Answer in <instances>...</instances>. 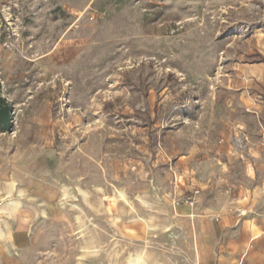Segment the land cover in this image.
I'll list each match as a JSON object with an SVG mask.
<instances>
[{
    "label": "rangeland",
    "instance_id": "1",
    "mask_svg": "<svg viewBox=\"0 0 264 264\" xmlns=\"http://www.w3.org/2000/svg\"><path fill=\"white\" fill-rule=\"evenodd\" d=\"M0 96V264H238L264 222V0H0Z\"/></svg>",
    "mask_w": 264,
    "mask_h": 264
},
{
    "label": "crops",
    "instance_id": "2",
    "mask_svg": "<svg viewBox=\"0 0 264 264\" xmlns=\"http://www.w3.org/2000/svg\"><path fill=\"white\" fill-rule=\"evenodd\" d=\"M223 196H229V191L227 189H223L222 191L217 192L215 195V197L220 198ZM192 210L195 214L197 209L193 206L190 207V210L187 206H182L178 209L180 214H187L188 211L191 212ZM195 216L197 215L195 214ZM221 224L222 229L226 230L225 234L221 233L222 237L227 235L229 238V245L231 244L233 246L234 252L240 253L241 259L238 264H241L253 243L264 244V222L262 221H257L254 229L252 228L251 224L244 220L239 221L237 224H234V222L222 221ZM256 230H259L256 232L259 234L254 233ZM204 237L205 241L207 242L208 234L205 233Z\"/></svg>",
    "mask_w": 264,
    "mask_h": 264
},
{
    "label": "trees",
    "instance_id": "3",
    "mask_svg": "<svg viewBox=\"0 0 264 264\" xmlns=\"http://www.w3.org/2000/svg\"><path fill=\"white\" fill-rule=\"evenodd\" d=\"M9 123V108L0 96V128L5 129Z\"/></svg>",
    "mask_w": 264,
    "mask_h": 264
},
{
    "label": "built area",
    "instance_id": "4",
    "mask_svg": "<svg viewBox=\"0 0 264 264\" xmlns=\"http://www.w3.org/2000/svg\"><path fill=\"white\" fill-rule=\"evenodd\" d=\"M174 183H177V179L174 177ZM199 194V190L198 189H194L190 195H188L187 197H185V200H183L186 204L188 205H194L196 203L197 197ZM242 214V212H239V215Z\"/></svg>",
    "mask_w": 264,
    "mask_h": 264
}]
</instances>
